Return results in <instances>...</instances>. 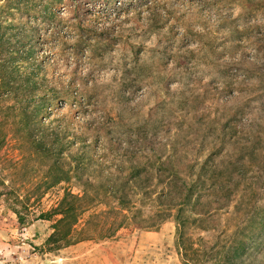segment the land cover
Masks as SVG:
<instances>
[{"label": "rangeland", "instance_id": "1", "mask_svg": "<svg viewBox=\"0 0 264 264\" xmlns=\"http://www.w3.org/2000/svg\"><path fill=\"white\" fill-rule=\"evenodd\" d=\"M0 60L16 62L0 101V264H233L240 143L264 136V0H0ZM64 127L68 135L50 148ZM182 146L187 166L198 160L191 172L204 163L223 168L227 188L239 184L224 191L215 229H188L197 250L189 256L173 219L153 225L173 178L165 171L162 182L159 160L182 169L173 159ZM124 150L151 157L154 174L148 189L133 188L129 225L115 231L113 205L96 197L75 239L54 236L68 192L113 185L134 161L118 155ZM137 206L155 215L151 227H138ZM100 231L112 234L100 239ZM259 235L261 226L248 242L252 256Z\"/></svg>", "mask_w": 264, "mask_h": 264}, {"label": "trees", "instance_id": "2", "mask_svg": "<svg viewBox=\"0 0 264 264\" xmlns=\"http://www.w3.org/2000/svg\"><path fill=\"white\" fill-rule=\"evenodd\" d=\"M32 39H35L37 44L41 47L40 38L35 37ZM15 71V61L7 63L0 60V101L3 99L2 93L11 90L12 79L16 78ZM42 112L45 113V108H42ZM30 123L31 121L28 120L27 126L29 128L31 127ZM241 124L245 126V123L242 121ZM243 126H240V134ZM67 131V127L57 130L55 136H52L50 139V148L54 149L56 143L64 141L65 136L68 135ZM252 135V144L250 143L245 146L240 143L241 197L240 208L238 210H240L241 222H243V224L240 226V240L233 241L234 245L229 247V252L226 251L228 254L227 260H230L233 264H252L253 261H255L256 264H264V237L259 235L260 237L257 244L260 249L255 253V256H252V251H250L251 245L248 243L254 239V233L260 226L261 229H264V136L261 135V132H253ZM174 151L176 153L173 154V159L175 158L176 163L182 167V169L173 170L175 163L174 160L169 157L168 162H173V165L171 164V166L167 167L165 166V162H162V159H160L159 168L155 171L157 174L164 176L162 179L163 183H165L166 179L169 177L166 176L169 175V173L165 171L171 172L173 178L165 183L163 190L158 196L160 200L158 210L160 211L159 217L161 219L155 220L153 225L160 226L164 221L173 219L177 227V241L184 250V255L189 256V254H187L189 253V249H191L193 253L197 252V250L194 249L195 242L192 239V235H189L188 229L192 228L191 225L193 223L197 225V227L209 232L215 229L214 227L216 224H212V226L211 222L218 212L226 205L224 203L225 198H223L224 191H226L228 195L231 193L232 189L238 188L239 184L232 186L233 188H227L221 179L223 176V168L217 169L218 173L213 171L210 172L204 163L199 171L194 173L191 172L190 170L198 165V160H195L190 166L185 164L188 159L186 153L189 152V148L187 146H182L180 148L177 147ZM52 152L54 155L57 153L56 150H52ZM130 154H132L134 161L130 164L129 168H127L126 172L124 171L121 173L122 175L113 185H101L99 186L100 190H97L94 188V182L87 180L85 183L91 186L93 185V189L96 191L94 194H90L89 191L86 190L82 195L68 192L60 208H56V212L59 211L63 216L58 220L54 236L59 234L60 230L62 234L61 237L68 239L74 238L73 230L75 229V225L79 222L81 216L97 207L96 200L99 198L113 205L112 212L116 216L113 221V223H115V231L129 225L128 216L123 210L133 209V207L136 206L137 202L133 199V188L146 190L151 186L148 182L152 181L154 178V174L149 173L151 172V157L146 155L143 156L139 154V152H127L126 150L118 152V155L121 157ZM60 158H62V154H60ZM57 163H59V160H57ZM211 176L212 178H216L217 176L216 181H213L212 184L208 182ZM227 189H229L228 191L230 193H227ZM234 192L235 190L232 191V193ZM147 194L151 196L152 192L148 191ZM146 203L147 201H145V204ZM136 212V215H140L136 217L135 220L138 227H151L149 220H152L155 215L149 216L148 219L144 218L142 216L144 211L139 206H137ZM120 214H122V216L118 218ZM95 215V213L90 214L88 220L95 217ZM83 227L84 230L80 231V233H87L86 227ZM93 234L97 238L102 239L109 237L112 233L108 235L100 231L93 232ZM198 239L205 244V236L198 237ZM223 246L224 245L214 252L220 255L225 250ZM191 250L190 252H192ZM184 259L186 258L184 257ZM238 259H240V263Z\"/></svg>", "mask_w": 264, "mask_h": 264}]
</instances>
